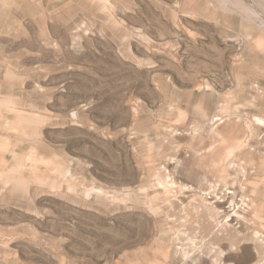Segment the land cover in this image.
Segmentation results:
<instances>
[{"label": "rangeland", "instance_id": "obj_1", "mask_svg": "<svg viewBox=\"0 0 264 264\" xmlns=\"http://www.w3.org/2000/svg\"><path fill=\"white\" fill-rule=\"evenodd\" d=\"M0 264H264V0H0Z\"/></svg>", "mask_w": 264, "mask_h": 264}]
</instances>
